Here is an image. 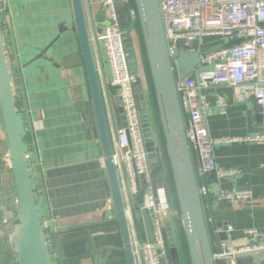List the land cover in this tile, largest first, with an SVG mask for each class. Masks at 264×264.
Listing matches in <instances>:
<instances>
[{"label": "crops", "instance_id": "obj_1", "mask_svg": "<svg viewBox=\"0 0 264 264\" xmlns=\"http://www.w3.org/2000/svg\"><path fill=\"white\" fill-rule=\"evenodd\" d=\"M8 10L1 19V34L16 108L24 123L23 143L41 218L49 221V231L53 226L59 235L86 231L99 226L103 219L110 225L114 212L102 149L96 132L88 126L94 114L77 37L71 31L74 26L71 0H10ZM85 13L111 132L124 124V118L107 90V85H111L110 71L102 46L95 40L98 29L105 25L96 24L105 20L104 12L96 4ZM60 28L67 31L60 34ZM224 42L220 40V44ZM194 46L198 47V43ZM201 94L212 109V114L206 117L210 138L240 139L264 134L257 105L243 100L235 89L211 86ZM218 97L226 102L224 114H219L216 108ZM214 157L217 167L235 169L237 173L228 179L200 184L211 234L212 219L227 223L231 228L227 231V242L234 247L247 246L250 237L246 231L264 234V144H218ZM242 190L250 191L253 200L218 199L221 192ZM13 205L12 175L8 163H2L0 216L5 225L0 229V239L6 255L0 257V264H16L7 243L14 220ZM170 207L172 214L167 215L166 222L177 214L172 203ZM135 218L141 221L138 211ZM108 238L113 247L119 248L116 234ZM252 254L240 255L231 264H264V255ZM164 264H170L169 257Z\"/></svg>", "mask_w": 264, "mask_h": 264}, {"label": "water", "instance_id": "obj_2", "mask_svg": "<svg viewBox=\"0 0 264 264\" xmlns=\"http://www.w3.org/2000/svg\"><path fill=\"white\" fill-rule=\"evenodd\" d=\"M114 1L117 10L121 12L120 26L125 28L127 21L123 13V2L122 0ZM133 2L162 138V145L157 142L156 146L161 151L160 155L152 139L145 142L151 177L157 187L164 186L165 160L163 154H165L188 263L231 264L230 258H214L215 254H222L221 245L228 241V224L216 223L212 219L213 233L211 234L200 184H211L216 178L214 174L209 173L199 181L195 174L194 158L185 133V115L176 87L178 80H183L196 72L200 63V54L194 49L192 42L182 39L176 41L178 48L170 55L164 36L158 0H133ZM71 4L74 18L71 31L77 37L94 114V120L88 122V126L92 132H96L102 149L114 212L113 223L108 225L103 219L99 226L91 227L83 232L63 235L57 234L52 226L49 231L50 239H47L42 228V218L34 195L29 160L24 148V123L16 108L12 87L13 79L2 40L0 15V132L7 150L14 197V220L7 235V243L16 257V264H136L129 217L112 158L105 98L95 65L88 20L82 0H71ZM96 24H105V20L102 19ZM65 31L67 28H60L59 33ZM100 32L101 30L98 29V34ZM123 37L128 53L129 68L135 70V56L130 35L126 32ZM107 90L120 105L115 89L107 85ZM138 91L140 100L143 101L141 86L138 87ZM142 105L146 108L145 102ZM257 110L260 111L258 105ZM135 181L137 186L134 198L136 209L141 215L146 240L154 244L149 214L143 207L146 186L143 182L140 183L138 178ZM214 189L217 192V187ZM113 234L119 238V248L113 247L109 241L108 237ZM165 236L170 264H183L171 222L165 224ZM114 253H119L120 256L117 257Z\"/></svg>", "mask_w": 264, "mask_h": 264}, {"label": "built area", "instance_id": "obj_3", "mask_svg": "<svg viewBox=\"0 0 264 264\" xmlns=\"http://www.w3.org/2000/svg\"><path fill=\"white\" fill-rule=\"evenodd\" d=\"M10 0H0L1 19L8 14ZM131 0H122L127 26L121 28L119 12L114 0H82L85 12L89 6L98 4L104 12L105 25L96 36L103 49L110 71V84L119 99L124 124L110 132L112 158L115 163L132 240L136 264H161L157 251L168 257L165 236V217L169 203L165 187H157L151 177L139 112L146 103L147 118L153 132L157 153V138L152 112L147 101L145 79L141 68L136 36L137 13ZM164 36L169 54L178 47L177 40L198 43L194 46L200 54V63L193 75L177 81V92L185 115V133L193 154L195 174L199 181L207 174L216 179H228L237 173L235 169L217 167L214 147L224 143L264 144V134L245 138H210L206 117L212 114L201 91L211 86H228L237 91L243 100H250L260 107L264 124V0H158ZM127 7V9H126ZM127 10V11H126ZM129 33L135 56V70L129 68L124 33ZM207 39L224 40L211 51H203ZM136 41V43H135ZM231 44V45H229ZM144 95L140 100L138 87ZM105 98V96H104ZM216 108L219 114L226 111L224 98L218 97ZM264 166V164L262 165ZM144 183L143 207L147 210L152 225L155 243L145 238L142 222L135 218L137 193L135 179ZM219 200H253L248 190L221 192ZM139 212V211H138ZM42 228L50 239L49 221L42 220ZM231 228L228 226L227 231ZM249 244L234 247L228 242L221 245L222 254L214 258H230L249 253H264V234L257 230L246 231Z\"/></svg>", "mask_w": 264, "mask_h": 264}, {"label": "trees", "instance_id": "obj_4", "mask_svg": "<svg viewBox=\"0 0 264 264\" xmlns=\"http://www.w3.org/2000/svg\"><path fill=\"white\" fill-rule=\"evenodd\" d=\"M131 6L134 7V2L133 0L130 1ZM136 35L137 38L139 39L140 43H141V38L139 35V29H138V23L136 24ZM141 48L140 51L141 53H143V61L145 63V57H144V50L142 47V43L140 44ZM147 83V101H148V105L150 106L151 110H152V117H153V121H154V126H155V135L157 138V141L159 143V145H162V138H161V133H160V129H159V124H158V120H157V114H156V108H155V104H154V99H153V94H152V89H151V82L150 79H148V81H146ZM164 160H165V167H164V171H163V178H165V186H166V190H168L167 192H171L172 194V200H168L169 203H173V206L175 207L177 214L171 219V223L173 225L174 228V233H175V238H176V242H177V246L181 252V258H182V263L183 264H189L188 263V258L186 255V248H185V243H184V238H183V233H182V228L180 225V220H179V214H178V209H177V204H176V200H175V195H174V190H173V185H172V181H171V177H170V172L168 169V166L166 165V157L165 154H163Z\"/></svg>", "mask_w": 264, "mask_h": 264}, {"label": "rangeland", "instance_id": "obj_5", "mask_svg": "<svg viewBox=\"0 0 264 264\" xmlns=\"http://www.w3.org/2000/svg\"><path fill=\"white\" fill-rule=\"evenodd\" d=\"M7 16V15H6ZM100 25H103V24H99L98 27ZM206 43L208 41H205ZM136 43V41H135ZM140 41L139 39L137 38V47H138V53H139V58H140V63H141V68H142V72H143V75H144V79H145V84L147 85L146 81H148L149 79V76H148V70H147V64H146V60H145V63L143 61V53H141L140 51ZM217 45H220V40L218 39H212L210 42H208V44L203 48V51L207 52V51H211L213 49L216 48ZM145 57V56H144ZM119 112L121 113V116L123 117V113H122V108L120 107L119 105ZM139 116H140V121H141V127H142V132H143V137H144V140H150L152 139L153 140V132L149 126V122H148V118H147V110L146 108L142 105L141 106V110L139 112ZM1 134V132H0ZM2 163H8V157H7V150L6 148L3 147V140H2V136L0 135V165ZM164 183V186H165V181H163ZM165 189H166V186H165ZM169 190V189H168ZM168 190H166V195H167V199L169 200H172V190L171 192H167ZM169 203V201H168ZM173 205V203H172ZM170 213V215L172 214V210H171V207H170V204H169V211L167 213V215ZM167 215L165 218H167ZM157 254H158V257H159V260H160V263L161 264H164V256L160 253V251L158 250L157 251Z\"/></svg>", "mask_w": 264, "mask_h": 264}, {"label": "flooded vegetation", "instance_id": "obj_6", "mask_svg": "<svg viewBox=\"0 0 264 264\" xmlns=\"http://www.w3.org/2000/svg\"><path fill=\"white\" fill-rule=\"evenodd\" d=\"M163 181H165V178H163ZM2 225H5V221L0 216V229ZM5 255H6V252H5L4 244L2 243V240L0 239V257L3 258Z\"/></svg>", "mask_w": 264, "mask_h": 264}]
</instances>
